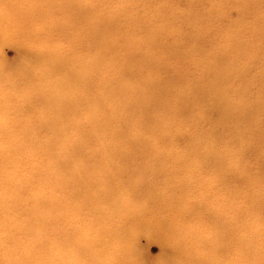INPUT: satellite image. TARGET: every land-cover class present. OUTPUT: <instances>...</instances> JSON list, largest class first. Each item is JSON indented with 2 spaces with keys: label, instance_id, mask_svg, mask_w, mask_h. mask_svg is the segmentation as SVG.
<instances>
[{
  "label": "bare ground",
  "instance_id": "6f19581e",
  "mask_svg": "<svg viewBox=\"0 0 264 264\" xmlns=\"http://www.w3.org/2000/svg\"><path fill=\"white\" fill-rule=\"evenodd\" d=\"M44 1V8L32 6L14 17L15 8L32 4L18 0L13 10H5L8 25L0 27V37L12 34L25 52L16 68L2 71L0 77L5 87H17L0 92V211L6 213L0 216V261L136 264L131 254L135 238L154 229L151 214L156 212L168 213L167 220L172 223L178 219L169 216H186L175 223L183 225L181 235L171 232L161 237L171 255L183 257L179 263L170 259L167 264H205L210 257L203 254V246L216 241H223L228 253L213 264H251L242 261L240 254L264 264V174L260 172L264 173V165L259 163L254 172H248L236 165L232 150H219L220 145L255 143L253 137L237 133L219 137L231 112L228 108L240 120L250 119L260 110L258 105L227 99L225 82L236 75L233 64L217 67L218 52H203L199 61L212 70L198 75L175 67L186 41L177 40L183 26L167 19L171 8L157 7L153 17L148 9L165 0ZM186 1L189 24L221 19L229 8L220 1L215 13L197 12L193 0ZM238 2L242 10L248 8L249 1ZM112 36L118 40L113 41ZM232 37L228 35L233 49ZM249 72L245 68L240 74ZM189 87L200 100L197 111L188 110ZM174 92L177 99H166L180 105L182 114L199 117V122L207 125L203 135L193 133L197 141H193L191 154L197 160L192 164L185 155H174L160 145L176 137L163 126L169 114L150 113V108ZM35 95L52 108L50 113L35 105ZM27 113L31 114L27 119L33 120L21 121ZM214 113L222 117L219 128L208 118ZM81 115L89 118L94 132L79 127ZM152 117L158 120L148 124ZM144 122L152 131L148 136L140 132ZM131 126L132 131H127ZM213 135L216 139L207 138ZM120 158L142 161L117 160ZM173 159L175 167L193 172L196 185L189 184L195 186L190 188L197 199L195 208L177 206V191L167 195L152 182L160 180L162 186L172 189L184 184L181 175L171 176V172L159 169ZM195 165L215 174L216 182L200 184L203 175L196 176ZM232 179L237 187L233 188ZM35 183L50 186L48 195L40 194ZM146 186L149 194L140 192ZM58 188L70 189L68 197H58ZM22 199H27L25 211L16 208ZM60 207L69 209L64 226L57 219ZM85 208L94 218L84 216ZM134 211L139 228L119 233L113 217L118 213L126 222V216ZM18 216L23 218L18 220ZM197 217L203 221L201 225L193 224ZM29 236L32 239L26 244L24 237ZM1 239L8 244L2 246ZM236 245L238 255L233 251Z\"/></svg>",
  "mask_w": 264,
  "mask_h": 264
},
{
  "label": "rangeland",
  "instance_id": "374dc122",
  "mask_svg": "<svg viewBox=\"0 0 264 264\" xmlns=\"http://www.w3.org/2000/svg\"><path fill=\"white\" fill-rule=\"evenodd\" d=\"M32 4L22 5L19 9H14L13 16L16 14L20 15L24 12H27L25 9L28 8H44V0H27ZM223 1L229 7L225 13L224 17L221 19L213 18L207 19L204 22L198 24H189L190 16L187 8L186 0H165L164 2H154L151 7H149V15L154 16V10L157 11V7L160 9H169L168 20H173V22L180 24L183 26V29L179 35H177V40L182 41L186 40L184 45L182 46L183 51L180 53V57H178L179 61H176L175 64L182 69L187 70V72H193L194 74H200L201 72L206 71L209 68L212 70L213 68L208 66L202 60L203 52H210L216 54V59L214 61V65L217 67H221L223 64H227L231 62L234 66L236 75H232L225 82L226 88V96L229 101L233 102H245L249 106L258 105L260 110L257 114H253L249 119L240 120L235 116V113L231 110L230 113L227 114L226 120L224 122L225 131L220 133L219 137H232L234 133H237L239 137H253L255 143L252 146L249 145H240L239 142L233 143L229 147H224L220 145V151H231L235 155L236 165L240 168H247L248 172H254L255 167L261 163L264 165V0H247L248 8L243 10L241 9V5L238 2L239 0H193V8L197 12L207 11L211 13H215V6L218 2ZM45 2V1H44ZM18 3V0H0V27L7 26L8 21L6 16V11L11 8L13 10V6ZM140 6V4H138ZM18 6V5H17ZM152 9V10H151ZM24 10V12L22 11ZM151 10V14H150ZM249 10H255V12H249ZM246 11V13H244ZM156 13V12H155ZM9 14V13H8ZM6 16V17H5ZM5 17V18H4ZM12 35V34H11ZM7 37L6 35L3 38L0 37V77H2V71H8V69H14L18 65L19 61H21L23 50L16 43V40L12 36ZM228 35H232L233 43L235 47L231 48V43L228 39ZM113 41H117L118 39L114 36L110 37ZM194 43V45H193ZM44 44H47L44 43ZM214 51V52H213ZM174 58V57H173ZM186 61V62H184ZM250 69L248 74H240L241 70ZM137 72V71H135ZM201 75V74H200ZM214 76V75H211ZM215 77V76H214ZM3 80L0 79V92L4 90L14 91L13 85H9L5 87L3 85ZM15 86V85H14ZM16 87V86H15ZM17 89V87H16ZM189 95L186 99L190 100L189 109L190 111H197L201 108V103L198 97L196 96V92L188 88ZM168 94V93H167ZM175 92L170 96H165L164 100L157 103L155 100H149V102L155 104L153 108H150V113L156 111L157 113L164 115L169 114V118L164 121L163 126L167 131H171L172 134L176 135V137L172 139H167L165 143H160V145H164L166 149H170V151L175 154L185 155V160L192 164L196 162L197 158L195 155L191 154L192 146L194 145L193 141H197V138L193 133L199 132L201 135L204 133L205 127H207L206 123L199 122V117H192L189 114L181 113V106L173 103V101H169V99H177L176 96H173ZM35 105L41 107L43 110L48 111L50 113L52 108L45 103L40 101V98L35 95ZM14 98V97H13ZM151 103H147L146 106H151ZM30 106V105H29ZM31 107V106H30ZM164 110V111H163ZM25 111L26 108H25ZM241 112V111H239ZM31 114L27 113L26 116H23L25 119H21V121H28L33 119H27ZM82 121L78 123L79 127L82 129H87L88 132H94L92 130V125H90L89 118L85 115L80 116ZM208 118H211L213 125L219 128L217 125L222 126V117L217 113L210 114ZM158 120L156 117L149 118L147 123L154 122ZM145 123V127L141 129V133L143 135H147L151 133L150 129ZM161 128V126H158ZM141 128V127H140ZM133 126L128 127L126 130L131 132ZM229 134V135H227ZM258 137L262 138V142L258 141ZM209 139H216V136L213 137L207 136ZM141 150V149H140ZM128 158H120L117 160L125 161L132 160ZM134 162L142 161L141 158L133 159ZM163 160L159 163L161 164ZM167 167L159 168L162 170H166L171 172V176L174 174L181 175L184 179L183 185L180 184L176 187V189L168 188L167 186H162V181H155V186H159L161 189L165 191L167 195H171L176 192V195H179V199H175V203L178 205L191 206L195 208V203L197 199L194 195H192V190L190 188H194L196 185L195 180L193 179V172L190 168L183 167H175L174 159L171 161H166ZM154 160H151L150 164H153ZM121 169V168H120ZM146 169V168H145ZM157 169V168H156ZM155 169V170H156ZM143 170V169H142ZM196 176L202 174L203 179H200L201 182L207 185L214 184L216 182L215 174L205 172L200 170L197 165H195L194 169ZM261 174H264L263 171H260ZM29 173V172H25ZM142 176H138L137 179L145 180ZM264 182V175H263ZM195 183L194 185L189 183ZM157 184V185H156ZM200 184L197 186L199 187ZM36 190L43 194L44 196L48 195L51 190L50 186L45 184H37ZM154 185H150L151 187ZM191 185L193 187H191ZM232 186L237 187L238 183L232 179ZM148 187V186H146ZM141 187L140 192H145L149 194L148 190L150 187ZM145 188V189H144ZM70 189H56V195L61 197L66 194V191ZM246 190V189H244ZM243 190V191H244ZM68 197V194L65 195ZM240 202H243L240 200ZM25 203H27V199H22L17 204V207L21 211H25ZM69 213V209L67 208H59V214H57V219L62 221V225L64 226L66 214ZM82 213H86V217L94 218V215H89L86 212V208L82 211ZM6 213L4 211H0V216H4ZM76 214L75 212L73 215ZM92 214V213H91ZM132 215H138L136 211L132 212L128 216H126L127 221L122 222L121 216L117 213L113 219L116 221V229L119 233H129L131 229H138L136 226L135 218ZM153 219L151 220V225H156L154 229L149 232L139 233L135 238L136 248L132 251L133 262L136 264H167V261L173 259L175 263H179L182 261L183 257L179 255H171L169 248L165 245L163 239L161 237H167L171 234V232L181 235L182 227H178L175 223L182 218L180 215H174L169 217H175L176 222L167 220L168 213H159L153 212L151 214ZM202 216H206L205 213H202ZM22 219V216H18L17 219ZM87 219V218H86ZM193 221L194 225H201L203 221H201L200 217H197ZM77 223H80L79 219H76ZM82 222H84L82 220ZM151 226H149L150 228ZM44 230L46 229V225L43 226ZM200 229V228H199ZM46 231V230H45ZM157 232V233H154ZM55 234V233H53ZM54 237H59L54 236ZM26 240V244L31 241V237H24ZM2 246H6L8 242L1 239ZM60 242V241H58ZM186 245V246H185ZM184 246L188 248V244ZM206 248L208 250H206ZM202 252L205 256H209L208 261H205V264H213L216 259L220 257H224L227 255V246L223 241H216L209 245L203 246ZM235 255L240 254L238 251V246L236 245L233 250ZM201 253V251H200ZM207 253V254H206ZM240 258L242 261H249L251 264H261V260H246L240 254ZM0 264H4L3 261H0ZM8 264H27L25 261H19V259H15ZM89 264L88 260L86 263ZM134 264V263H133Z\"/></svg>",
  "mask_w": 264,
  "mask_h": 264
}]
</instances>
